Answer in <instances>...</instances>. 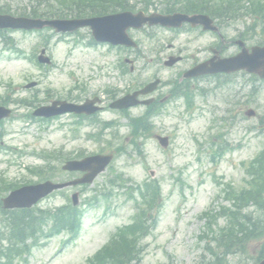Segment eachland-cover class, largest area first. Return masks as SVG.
Returning <instances> with one entry per match:
<instances>
[{"label":"rangeland","instance_id":"obj_1","mask_svg":"<svg viewBox=\"0 0 264 264\" xmlns=\"http://www.w3.org/2000/svg\"><path fill=\"white\" fill-rule=\"evenodd\" d=\"M29 2L30 0H0V6H9L14 11L25 7ZM243 12L244 15L239 12L240 16H244L242 21L232 22L223 33L229 41L242 34H251L247 46L257 45L264 40V2L246 1ZM52 33L45 30L41 36L38 32L7 31L5 36L13 38L18 45L17 49L23 50L27 57L18 55L16 51L3 50L6 46L0 37V101L8 94L12 96L14 93L11 90L15 87L21 89L16 98L35 95L43 101L49 95L51 102L66 99L75 85L85 88L86 98H91L94 94L106 97L104 91L107 89H116L122 94L127 89L129 79L148 81L154 75L172 78L188 66L186 61L174 70L164 68L162 61L155 57L157 49L173 44L168 47L172 50L167 53H179L182 49L183 52L180 53L183 55L195 56V61H202L210 56L208 49L217 43L211 34L202 35L198 32L176 34L159 28L146 29L145 32L134 31L132 37L139 42L140 53H133L137 58V71L134 76L126 79L120 76L117 65L126 53L131 52L107 46H88L92 37L89 29L80 31L82 40L77 35L55 34L47 41L46 38L52 36ZM76 40H80L77 45ZM43 48L47 49V56L53 63L49 68H39L30 59L32 53L37 51L39 54ZM235 52L232 48L228 54ZM251 79L248 75L238 76L225 84L226 88L222 86L218 91L213 89L205 93L206 101L198 100L192 112H186L183 107L177 111L168 109L155 118L154 133L169 136V148L163 149L152 138L147 140L144 156H141L135 148L127 146V151L113 163V169L109 168L104 175L98 177L89 189L82 193L79 188L67 190L69 197L79 191L81 201L95 194L103 198L96 208L86 213L80 238L60 251L66 237H57L51 240L47 248H35L28 263L20 259L15 264H87V259L109 240L117 228L129 224L135 213L133 202L128 201L125 195L116 193L109 198L102 196L107 177L115 171L124 173L137 183L150 179L149 172L153 171L155 179L162 185L165 205L157 230L144 241L147 251L141 264L199 263L204 250L203 243L199 244L197 238L203 226L198 217L211 206L219 193L220 183L217 182L232 183L234 187L245 186V174L240 163L250 161L264 150V133L259 132L263 130L259 116L248 118L246 115L248 109H253L264 117V81H256L253 86ZM31 81L37 82L38 86L25 90L24 85ZM213 82L217 80L205 81L204 88H212ZM223 82L225 80L219 77L218 85ZM254 87L258 89L257 94H253ZM77 92L79 90H74V93ZM236 92L241 93L239 98ZM237 102L240 106H236ZM11 108L14 117L4 122L6 134L0 141V176H5L8 183L22 186L40 181L39 177L33 176L28 170V167L44 164L36 153H64L54 166L57 169L56 175L51 178L59 181L71 178V175L61 171L67 160L74 159L77 153L91 155L98 153L100 149L97 144L88 142L85 128L76 130L73 127L71 116L60 117L50 123L31 122L22 115L33 112V108L17 107L15 104ZM130 114L138 116L141 111L135 110ZM100 119L119 122L123 135L129 131L125 126L127 120L119 113L108 110L100 115ZM111 133L112 131L106 134ZM225 140L232 149L214 164L212 155L217 146L215 144L219 141L224 144ZM175 179L179 182L176 183ZM66 202L65 195L56 194L38 206L57 208ZM108 203L110 212L105 216ZM2 221L4 218L0 214V222ZM255 248V245L250 247V254L253 256ZM242 260H246V257L243 256ZM237 261L238 258L233 260ZM251 262L250 259L247 264Z\"/></svg>","mask_w":264,"mask_h":264},{"label":"trees","instance_id":"obj_2","mask_svg":"<svg viewBox=\"0 0 264 264\" xmlns=\"http://www.w3.org/2000/svg\"><path fill=\"white\" fill-rule=\"evenodd\" d=\"M46 7L39 5L44 9H33L38 13H42V16L51 17H67L75 15V11L79 17L94 14V11H86V8H91V5H96L93 0H51L48 1ZM57 2H60L59 7L55 8ZM75 2H79V6L73 5ZM113 4V0H111ZM185 6L188 10L193 7L191 3ZM75 6V9H73ZM41 11V12H40ZM255 162H251L249 171V176L252 180L250 191H240L238 195L227 191L225 198L227 200L233 199V203L230 208H222L220 215L227 216L226 224L222 227H217V218L212 216L209 219L207 225V232L204 237L209 241L207 245V252L210 255V262L208 264H230L227 258L230 255L237 254H248V246L257 241L263 242L262 247L256 257L255 263H259L264 258V153L255 159ZM149 201V200H148ZM148 201H145L146 204ZM154 202H150L152 204ZM256 206L255 212L247 213L246 210L250 206ZM259 213L261 216L259 218L255 217V213ZM72 217H70L65 224L69 226H76L80 223V217L77 212L74 211ZM217 229H214V227ZM140 229L142 232L147 233V228L143 223L138 224L133 228V231ZM135 239H128L127 237H120L117 243L111 249H107L106 253L102 254L100 257H106L105 260H111L108 263L102 262L104 258H97L93 264H127L133 261L137 257V251L135 248ZM113 260V261H112Z\"/></svg>","mask_w":264,"mask_h":264},{"label":"water","instance_id":"obj_3","mask_svg":"<svg viewBox=\"0 0 264 264\" xmlns=\"http://www.w3.org/2000/svg\"><path fill=\"white\" fill-rule=\"evenodd\" d=\"M178 19H184L179 17ZM200 19V18H198ZM149 21L151 24H157L158 22L163 24H168L169 19L166 18H149L145 19ZM144 19L141 16L138 17H132L131 15H120L115 17H110L108 19L98 20V21H92L91 22H76V23H64V22H42V21H36V22H29L26 19H12L10 17H0V29L1 28H43L45 26H53V27H64V26H74L79 27L81 25L91 23L92 25H95V27L98 29L100 27L106 29V39L103 40H114L115 38L120 37L121 43H126V36H125V30L133 26V24H139L140 22H143ZM202 24L206 25L207 23L204 20L200 21ZM212 72H234L240 69H246L249 72L252 73H259L262 78H264V50H255L252 54L248 55L246 53H243L240 55L239 58L223 61L215 66H213ZM100 158H95V161H99ZM110 159H106L105 165L109 162ZM79 164V166H77ZM82 165L84 163H72L69 164V166H76L75 168H83ZM45 186H39V187H29L24 188L10 196L8 200H6V207L13 208L15 207H29L35 202H37L38 199L43 197L45 195V191L47 189H44ZM264 264V262H262Z\"/></svg>","mask_w":264,"mask_h":264},{"label":"flooded vegetation","instance_id":"obj_4","mask_svg":"<svg viewBox=\"0 0 264 264\" xmlns=\"http://www.w3.org/2000/svg\"><path fill=\"white\" fill-rule=\"evenodd\" d=\"M218 22V20H217ZM220 29L222 30L223 27H220ZM220 41L221 44L218 46V43H216V47H210L209 51H210V56L205 58L202 61H195V56H191L192 61H189V56L187 55H182L183 52L182 50H180L179 53H167L169 51H171L172 49H158L157 52H159L160 56L168 59L169 57L172 56H182L184 61L188 62V66L190 67L189 69L195 67L196 65H198L201 62H205L208 59L213 57V50H217L219 52V55L221 56H226L227 52L230 50L231 47H234V42L235 41H224L220 35ZM237 54V53H236ZM234 55V54H232ZM231 56V55H230ZM181 62V63H182ZM134 63H136V61H134ZM187 71V70H186ZM180 72L178 77L176 79H172V80H163L161 82V84L158 86L157 90L155 92H153V94L147 96V97H143L144 100H152V103L150 105H148V110L150 112V114H163L164 111L167 110V108H172V109H179L181 105H185V93L186 91L191 87V88H196L198 85V80L196 81H192V82H187L185 79H183V74L186 72ZM158 78H155L154 80H156ZM145 85L143 86H139L138 89H135L134 92L139 91L140 89L144 88ZM147 110V108H146Z\"/></svg>","mask_w":264,"mask_h":264},{"label":"bare ground","instance_id":"obj_5","mask_svg":"<svg viewBox=\"0 0 264 264\" xmlns=\"http://www.w3.org/2000/svg\"><path fill=\"white\" fill-rule=\"evenodd\" d=\"M185 96H188V94H187V93H185Z\"/></svg>","mask_w":264,"mask_h":264}]
</instances>
